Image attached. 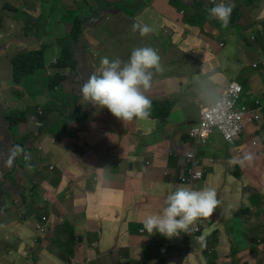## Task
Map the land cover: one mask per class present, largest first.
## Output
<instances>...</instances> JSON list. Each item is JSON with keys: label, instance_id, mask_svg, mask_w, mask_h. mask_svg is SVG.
Instances as JSON below:
<instances>
[{"label": "crops", "instance_id": "crops-1", "mask_svg": "<svg viewBox=\"0 0 264 264\" xmlns=\"http://www.w3.org/2000/svg\"><path fill=\"white\" fill-rule=\"evenodd\" d=\"M9 1L14 3L1 12L2 4ZM26 1L31 0H0V101L6 103L4 96H7L13 110H28L36 101L52 104L47 109L40 105L36 108L46 112L44 129L40 130L43 120L40 117L33 120L36 113H31L27 127L14 130L18 144L23 143L25 152L31 154L30 159L20 155L9 162L13 146L5 143L0 132V264H45L47 246L49 250L53 247V256L81 259L84 248L77 244L74 247L62 231L66 228L64 218L71 216L78 235L84 240L95 237L105 246L100 248L106 251L101 259L104 264H264V198L255 199L254 187L241 192L246 206L232 211L222 209V216L215 211L202 222L204 253L189 247L188 237L178 239L181 234L169 240L177 245H171L170 252L163 255L157 247L163 240L141 231L145 218L164 208L165 197L181 186L177 181L180 168L172 158L173 152L178 145L184 150L192 148L187 129L198 117L194 111L199 110L196 104L205 105L198 100L201 89L214 87L213 82H218L221 92L228 80H235L243 87L246 99L264 103V66H252L264 60V0H224L235 5L227 28L208 18L202 10V0H169L168 4H163V0H58V24L66 27L64 18L70 26L81 17L83 31L73 45L77 69H66L67 78L62 89H56H61L56 100L43 95L31 98L30 92L17 98L8 92L11 87L21 90L13 80L12 56L41 44L33 37L37 20L19 12L24 5L17 4ZM137 20L150 26L158 21L162 37L163 24L171 21L177 29L186 32L190 47L185 49L186 41L184 48L178 42L165 52L159 48L164 69L173 55L178 57L179 66L152 80L145 93L152 104L150 118L127 123L117 119L118 123L113 124L109 110L88 104L80 97L79 88L98 71L102 57L127 61L134 48L146 46L150 35L142 37L132 31ZM172 38L170 34L167 41ZM67 128L70 132L63 133ZM143 131L145 135L139 139ZM25 135L28 137L22 140ZM252 136L258 140L256 148L264 155V111L260 124L245 129L243 138L248 140ZM24 142L31 148L27 149ZM204 151L215 153L212 168L214 175L218 173L206 183L219 188L228 204L241 187H226L227 174L249 180L253 178L249 172L257 173L264 168V158L255 164H250V159L238 164L233 150L218 133L211 135ZM51 164L54 168L50 170ZM147 169L151 177H147ZM165 171L171 174L166 175ZM95 174L98 182L90 188L91 176ZM29 183L47 197L58 215L55 224H61L60 231L46 239L38 236L37 242L32 239L35 235L25 236L31 232L28 225H20L13 219L20 218L18 206L25 201L21 191ZM235 183L240 184L237 180ZM106 184H128V189L114 198ZM100 185L101 195L108 197L110 209L97 204L91 221L85 223L81 211L84 200L76 195H94ZM150 185L154 188L146 190ZM75 192L74 201L68 205L60 199L62 193L74 196ZM147 194H163V204L161 197L148 198ZM34 203L40 200L34 199ZM40 212L45 214L36 204L29 207V213L36 218Z\"/></svg>", "mask_w": 264, "mask_h": 264}, {"label": "clouds", "instance_id": "clouds-1", "mask_svg": "<svg viewBox=\"0 0 264 264\" xmlns=\"http://www.w3.org/2000/svg\"><path fill=\"white\" fill-rule=\"evenodd\" d=\"M168 1L169 0H163V4H168ZM201 3L204 8L202 10L206 11L209 19L217 20L224 28L228 27L231 18V13L233 11V8L235 7L234 3L231 2L225 3L224 0H209V2L207 3H204V1L202 0ZM179 4L183 5L181 1L179 2ZM80 18L81 17H77L76 21H79L80 23L81 32L79 33L78 37L76 38L72 37L70 41L64 40L66 29L65 27L62 26L64 28V35L58 36L61 33L62 28L57 35L58 36L57 42L60 44L58 51H60L61 46L64 43H67V45L70 44V46L73 49V45L75 41L80 38V35L83 31V27L81 25L82 20H80ZM76 21H73L71 23L70 25L71 30L73 24ZM132 31L139 32V35L143 37L153 34L155 30L150 25L143 23L140 20H137L132 25ZM33 37L41 42L40 46L35 49L20 51L16 53L14 56H12V58L22 53L43 50L48 45L47 42L41 40L40 38V30H39L38 22L36 23V28ZM219 46L222 47L223 44L220 43ZM12 58H11V67L13 71ZM56 58H58V56L52 57L51 60L46 64L45 68L48 65H54L53 68L57 69V72H55L54 74L63 77L62 79V84H63V82L67 78V75L66 73H63L61 70L66 71V69H69L70 71H72V68L65 67L58 69V67L55 66L56 63H58V61H56ZM74 58L76 61V67L73 70L77 69V59L75 56ZM258 64L264 66V60L252 64V66L257 67ZM163 71L164 68L161 63V57L159 55L158 50L150 46L134 48L131 51V54L127 61H122L119 58L110 59L109 57L105 56L102 57L100 60L98 71L96 73H93L88 78V80L85 83H83L82 87L79 88V93H81L80 97L82 96L84 101H86L88 104H91L93 106H99L100 108L106 107L116 119L122 121L123 123L136 121L134 119L148 120L151 116L152 104L150 98L147 95H145V93L151 87L154 74L161 73ZM85 79H87V77ZM230 83H236L241 88V93L237 101V106H246L251 109L255 106H258L260 108L259 111L260 121L253 124H260L261 122L264 103L257 99H251V100L246 99L244 97V89L237 81L228 80L221 92L218 82H213V84L215 85L214 87H205L201 89L198 100L200 103H203L205 105H201L199 103L196 104L199 108L198 117L187 129V135L192 142V148L189 150H184L181 145H178L175 146L173 152L174 157L172 158L175 160V162L180 168V172L177 174V181L178 184H180L181 186L176 187L167 195L165 200V207L163 208L162 212L148 215L143 221V227L141 228V231L144 232L147 231L148 235L156 234L158 238L163 240L160 244L157 245V247L159 248L160 252L163 253V255L170 252L171 245L172 246L177 245L169 240L173 237H179L181 234L183 235L180 236L178 239L184 238V240H186L185 237L186 238L188 237L191 242V245L189 247L194 248L198 252L204 253L202 224L200 223L199 219L211 217L214 214L215 210L221 204V201L218 199V197L222 200V197L219 192V188L216 189L214 187H204L199 189V186L204 185V183H206L208 179H210V177L211 179H213V177L218 175V173L215 175L213 174V168H212L215 159L213 155L215 153H208L207 151H204V146L208 142V140L210 139L213 133L220 134L223 139L224 137L220 132L213 130L207 136L203 137V139H201L199 142H196L189 135V130L192 126H194L200 121V113L202 109L209 107L210 108L218 107L223 103L224 90L227 88V86ZM61 86L58 87L61 88ZM58 87L54 88L53 90H56ZM56 91L59 92L61 91V89ZM13 111H26L27 119L29 115L32 113L26 109L23 110L14 109ZM42 113L46 114V112L39 109L38 112L36 113V116L34 115L32 117V119L35 121L37 120V117L38 118L40 117L43 120L42 126H40V130L46 127L47 119H48L46 117L42 118L41 117ZM39 124L41 123L39 122ZM248 125L251 124L245 125L244 129L236 136L237 138L234 143L230 144L227 140L224 139L226 142H228L227 144L229 148L233 150L234 157L236 156L235 153H237L238 149H241L240 155H243L245 154L244 150L251 152L252 150L251 148L255 144L251 142V139L246 140L243 138V134ZM26 127H27V121L24 126H18V129L26 128ZM27 137L28 136L25 135L22 136L21 139L23 140L26 139ZM190 150H194L196 156L199 158L200 164L198 166H195V169L205 168L206 170L205 175L202 178L195 180L192 183L193 185H187L185 183H181L178 179L179 175L187 173L185 153ZM20 155H23L25 160L31 158V154L26 153L22 146L14 145L11 150V157L9 162H11L13 158ZM168 155L171 156V153L168 152ZM235 158L237 162V157ZM247 159H250V157H248ZM164 173L166 175L171 174L169 171H165ZM97 179H98L97 174L91 176V180L93 181L92 184H94V186L98 182ZM253 182L251 183V187L255 188L256 184L253 186ZM224 184L227 187L226 180ZM217 193H219V196H217ZM76 194L77 192L74 193V195ZM73 199H75V197ZM83 207L81 211L84 216ZM42 217L43 214L42 212H40V215L37 217V219L41 220ZM65 227L66 228L62 229V231L65 232V235H67L70 241L74 244V247L76 244L81 245L82 248H84L86 255V258H84L83 260L74 258L71 261H69L68 264H86V263L89 264L90 262L89 258L95 255L97 248L100 247L98 241L84 240L81 235H78L76 233V229L74 225L73 227H71L68 222L65 223ZM195 227H197L198 230H195L194 229ZM71 235L73 236V239H71ZM38 236L41 235L36 234L32 238L34 242L38 241ZM105 252L106 251H101L100 249V253L102 255H104ZM24 264H29V263L26 262Z\"/></svg>", "mask_w": 264, "mask_h": 264}, {"label": "rangeland", "instance_id": "rangeland-1", "mask_svg": "<svg viewBox=\"0 0 264 264\" xmlns=\"http://www.w3.org/2000/svg\"><path fill=\"white\" fill-rule=\"evenodd\" d=\"M4 1V0H2ZM14 2L9 1L8 3H3L2 4V8H1V12L9 7L10 5H12ZM17 5H24L23 10H19V12L23 13V14H29L33 19L37 20L38 24H39V30H40V38L41 40H44L45 42L48 43V45L46 46V49L49 51V55L51 57L57 56L58 54V49L60 47V44L57 42V37L58 36H63L64 35V28L58 24V11H59V2L58 0H31V1H26L24 3L21 4H17ZM204 9V8H202ZM233 19V16H232ZM155 25H151V27L154 28V33L150 34V36L148 37V40L146 42V46H150L153 47L155 49L158 50L159 55L161 57V50L159 48H163V51L165 52L167 49L171 48L176 42H178L180 45L185 46L186 41H187V34L185 31L183 30H179L175 27V25H173V23L171 21H167V23L164 25L163 24V37L159 35V31L158 29L160 28V23L158 21L154 22ZM188 27V26H187ZM62 28V30H61ZM61 33L58 35V33ZM172 34L173 38L171 41H167V37ZM58 35V36H57ZM78 34L75 33H70L69 27H66V32H65V36H64V40H68L70 41L72 39V37L77 36ZM188 45L187 47H185V49H188L190 47V40L187 41ZM144 47V46H143ZM56 61H58V58H56ZM163 61H164V54H163ZM4 66H7L6 64H3ZM54 65H48L45 69H40L38 71H36L34 74L28 75L26 77H24V79L20 82L17 83L14 80V83L16 86L20 87L21 90L19 91L18 89H15L14 87H11L8 89L9 94L11 95V97H21L22 95H27V92H30L31 94V98H35V95H43L45 97H50L52 96L55 100L60 97L59 94L57 93L58 91H54L50 88V82H48V77L51 76L52 73L57 72V69L53 68ZM179 66V61H178V57L176 55H173L169 61V65L165 67L164 71L158 74H154L153 79H157V77L163 73V75H165V73L167 71H169L171 68H177ZM59 69V68H58ZM63 73H65V70H61ZM38 82V83H37ZM63 85V84H61ZM62 89V86H61ZM4 100L6 101V103H4L3 101H0V126L1 123L3 122V112L6 115L8 112H12L13 109L11 107V104L9 103L8 97L4 96ZM52 104L49 103L47 105H42L39 104L37 101L35 103L34 107H29L28 111L32 112V113H37V106L40 105V107H43L45 109H47L48 106H50ZM195 111V116H197L198 112L197 109H194ZM264 111V108H263ZM194 116V117H195ZM113 117V124H117L118 121L117 119ZM261 120H262V116H261ZM139 122V121H138ZM261 123V122H260ZM140 124V122H139ZM19 126V125H18ZM18 126L11 128L10 130V134L8 136H4L5 140L9 139L10 142L12 143V146L14 145H19L17 138L15 137L14 134V130L16 128H18ZM151 126V125H150ZM70 132V130L67 128L63 131V133L68 134ZM145 135V132L143 131L140 135H139V139H143ZM251 142L254 144V147L252 149H254V151H252L251 155H250V164H255L259 159L264 158V155L262 154V152H260L256 147L258 146V140L257 139H253V136L251 137ZM228 143V142H227ZM23 144V143H22ZM20 145L22 147H25V145ZM24 144L27 145L26 142H24ZM33 145V144H32ZM256 145V146H255ZM13 148V147H12ZM27 149H30L31 146H26ZM245 154L240 155L241 153V149L237 150V153H235V157H237V163L243 165L244 163L247 162V158L249 155V151H245ZM18 157V156H17ZM54 165L51 164L49 166V169H53ZM150 173L149 170L147 169V174ZM248 175H250L253 178H250L249 180H245V179H240L238 178V176L240 175H235L233 177H230L229 174H227V186L229 187H241V190H237L232 198L231 203H227L226 201L222 200L218 197V199L221 201L220 206L215 210L216 212H218V216H222V209L223 211H232L235 210L237 208H242V205H245L244 200L241 198V192L245 189V193L246 191H248L251 187V183L253 182V186L255 184V189H256V196L255 199H261L262 197L264 198V168H262L259 172L257 173H251L249 172ZM244 176V175H243ZM147 177H151L150 174L147 175ZM235 180L239 181L240 184H236ZM91 182H93L91 180ZM92 184L90 186V188H93ZM211 186H215L212 185ZM105 187H107L116 197L120 196L121 193L127 191L128 189V184L123 185V186H114V185H105ZM204 187H210V185L208 183L204 184ZM64 188V185H61V189ZM152 189L154 188V185H150L146 186L145 189ZM97 191V190H96ZM96 191L94 193H96ZM148 192V191H146ZM21 194H23V198L25 199L24 202L21 203L20 206H18V214L20 216V218L18 217H14V221L15 223H18L20 225H28V228L31 229V232L26 233L25 236L27 238L29 237H33L36 234H40L42 235L45 239L48 235H53L55 233V231H60L61 230V224H55L54 219L58 218V215L55 211H53L50 207V201L47 200V197L43 194L40 193L36 190V185H34L33 183H29V185H27L25 187V189L23 191H21ZM1 195V193H0ZM91 194H85L82 193L81 196L86 198L87 196H89ZM148 198H158L161 197L160 203L163 204V194L160 195H146ZM75 195H71L69 196L68 194L62 193L60 195V199L66 204L68 205L69 203H72L74 201ZM104 199H108V197H103ZM166 198V197H165ZM34 199H39L40 203H34ZM55 199V198H54ZM29 200V204L27 205ZM251 201L254 202L253 198H251ZM236 202V203H235ZM34 204L38 205V207L40 208V210H44L45 214H43V217L41 220H38L35 216H32L29 213V207L34 206ZM263 206V211H264V202L262 203ZM65 207L63 209H60L61 211H64ZM163 210V207H161V209L159 210V212L157 213H161ZM249 211V210H248ZM53 215L55 217H53ZM65 223L68 222L69 225L71 227H73L74 224V219L73 217H67L64 218ZM204 220H206V218H202L201 224L202 222H204ZM135 222V221H134ZM13 224V222H12ZM204 231V227L202 225V233ZM151 238H158L155 234L149 235ZM71 239H73V236L71 235ZM92 239L96 240L95 237H93ZM99 243V241H98ZM100 247L97 248V251L95 253V255L91 256L90 262L89 264H104L101 259L103 257V255L100 253V248L103 249V247H105L103 244H99ZM53 247H51V250H49L48 246H47V260L45 262V264H68L69 261H71V258H66L65 260L62 257H57V256H53ZM84 258H86V255L84 253L83 257L79 260H83ZM109 261V260H106Z\"/></svg>", "mask_w": 264, "mask_h": 264}, {"label": "built area", "instance_id": "built-area-1", "mask_svg": "<svg viewBox=\"0 0 264 264\" xmlns=\"http://www.w3.org/2000/svg\"><path fill=\"white\" fill-rule=\"evenodd\" d=\"M241 88L236 83H230L223 93V103L218 107L204 108L200 113V121L192 126L189 135L199 142L211 131L220 132L224 139L230 144L234 143L236 136L244 129L246 124H253L260 120V108L252 109L246 106H237ZM186 174L179 175L181 183L192 185V183L205 175V168L195 169L198 166L199 158L194 150L185 153ZM198 230L197 227L194 228ZM88 264V263H86Z\"/></svg>", "mask_w": 264, "mask_h": 264}, {"label": "trees", "instance_id": "trees-1", "mask_svg": "<svg viewBox=\"0 0 264 264\" xmlns=\"http://www.w3.org/2000/svg\"><path fill=\"white\" fill-rule=\"evenodd\" d=\"M62 21L66 23V27H69V30L71 33L78 34L81 32V27L79 21H76L73 24L72 30L71 27L68 25V20L62 18ZM65 27V29H66ZM75 36L74 38L78 37ZM58 56V63H56V67L58 68H75L76 67V61L73 56V49L70 46V44H63L61 46L60 51L57 54ZM51 56L49 55V51L46 49V47L43 50L40 51H33L28 53H22L17 55L16 57L12 58V64H13V77L15 82L20 83L24 77L34 74L36 71L45 68L46 64L51 60ZM63 77L56 75L54 73L51 74L50 77H48V82H50V88L53 90L54 88L61 86ZM3 114V122L0 126V131L4 134V136H8L10 134V130L13 127L16 126H24L27 121V112L26 111H12L8 112L6 115ZM166 116L165 114L163 115ZM42 118L46 117L45 113L41 114ZM6 144H11L9 139L5 140ZM252 153V151H251ZM102 186L100 185L97 188V191L94 195H89L86 198L82 197L84 200V216L82 217L83 222L89 223L91 221V214L94 210L95 206L100 203V205L104 209H110V204L108 200L102 198L101 195V189ZM81 196L80 193L76 195V198H79ZM73 233V231H72Z\"/></svg>", "mask_w": 264, "mask_h": 264}]
</instances>
